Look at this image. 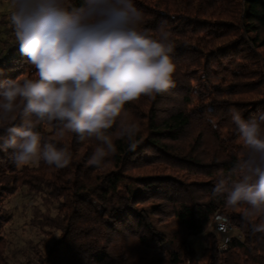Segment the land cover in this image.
Masks as SVG:
<instances>
[{
	"label": "trees",
	"instance_id": "16d2710c",
	"mask_svg": "<svg viewBox=\"0 0 264 264\" xmlns=\"http://www.w3.org/2000/svg\"><path fill=\"white\" fill-rule=\"evenodd\" d=\"M133 2L143 30L171 33L175 87L125 106L140 127L137 147L114 137L117 152L100 169L87 163L96 142L74 134L56 141L72 157L63 169L42 161L18 168L15 150H0V264H264V234L252 232L261 219L245 221L247 206L228 209L224 196L212 195L220 173L237 179L231 170L247 154L230 110L246 122L264 112V0ZM81 4L68 0L70 8ZM9 14L0 15V83L35 74ZM30 119L42 143L56 140L52 126ZM7 126L0 123V136ZM18 193L38 199L22 216L43 236L22 261L10 250L6 208ZM212 218L234 227L221 252L207 233ZM193 237L204 242L198 257Z\"/></svg>",
	"mask_w": 264,
	"mask_h": 264
},
{
	"label": "clouds",
	"instance_id": "9594fccd",
	"mask_svg": "<svg viewBox=\"0 0 264 264\" xmlns=\"http://www.w3.org/2000/svg\"><path fill=\"white\" fill-rule=\"evenodd\" d=\"M10 7L9 26L35 74L0 83V123L11 125L0 150L14 149L18 168L42 161L56 169L71 163L56 142L68 134L96 142L87 161L96 169L116 154L114 137L134 151L140 127L126 118L125 106L175 87L171 33L161 27L155 38L143 30L133 0H82L71 8L68 0H11ZM230 111L247 154L231 170L237 179L220 173L212 195L224 196L228 209L247 206L242 218H260L252 232L264 234V112L246 122ZM33 116L53 127L56 140L42 143Z\"/></svg>",
	"mask_w": 264,
	"mask_h": 264
},
{
	"label": "rangeland",
	"instance_id": "374dc122",
	"mask_svg": "<svg viewBox=\"0 0 264 264\" xmlns=\"http://www.w3.org/2000/svg\"><path fill=\"white\" fill-rule=\"evenodd\" d=\"M11 0H0V15L9 14L11 11ZM37 162H31L27 164L28 166H36ZM38 199L35 197H30L24 195L23 193H18L10 197L6 203V208L13 216L12 222L8 225V235L11 241L10 250L15 254V258L21 261L24 258V251H28V246L31 243H39L43 240V236L38 234L34 229H31L22 216L23 211L28 209L32 204H37ZM207 233H212L207 231ZM216 235L217 243L220 241L222 235ZM234 235V231L230 233ZM51 240L46 239L44 244H48ZM189 247L192 248L197 257L203 252L204 242L201 237H193L189 240ZM217 245V244H216Z\"/></svg>",
	"mask_w": 264,
	"mask_h": 264
},
{
	"label": "built area",
	"instance_id": "2783aa9c",
	"mask_svg": "<svg viewBox=\"0 0 264 264\" xmlns=\"http://www.w3.org/2000/svg\"><path fill=\"white\" fill-rule=\"evenodd\" d=\"M219 226H223V227H219ZM225 228H226V231L224 230ZM207 231L216 233L217 235H222V237L220 238V241L217 243V250L218 252H221L225 250L227 247V245L226 246L224 245L225 236L231 238L232 235H230V233L234 231V227L226 221L215 220L214 218H212L210 222L208 223Z\"/></svg>",
	"mask_w": 264,
	"mask_h": 264
}]
</instances>
